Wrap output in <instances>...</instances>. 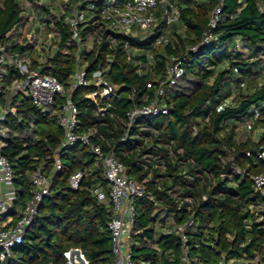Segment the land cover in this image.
Instances as JSON below:
<instances>
[{
    "label": "trees",
    "instance_id": "trees-1",
    "mask_svg": "<svg viewBox=\"0 0 264 264\" xmlns=\"http://www.w3.org/2000/svg\"><path fill=\"white\" fill-rule=\"evenodd\" d=\"M28 1L51 15L48 6ZM91 1L99 6L102 2L80 0V7ZM176 3L181 15L171 26L172 33L167 34L168 28L160 22L149 31L114 34V45L109 40L91 43L87 34L100 24L97 18L83 25L80 50L65 21L64 13L71 5H58L59 16L52 13L53 20L45 21L44 30L54 33V42L52 47H42L46 57L41 61L32 24L25 19L20 0H0V40L13 51L27 52L33 68L45 66L44 73L66 86L82 64L90 74L106 69L107 78L118 87L102 102L104 106L111 104L104 115H98V106L85 98L94 91L92 85L78 89L73 100L79 111V130L103 134L126 165L128 175L146 188L145 195L133 199L135 264H183L185 246L180 234H165L163 229L168 223L182 225L191 217L197 223L187 232L192 264H264V194L256 190L251 178L264 174V157H259L264 145V0ZM219 5L222 12L213 29L214 40L210 45L201 44L211 14ZM19 24L23 30L15 33ZM163 34L169 41L156 46V39ZM197 45L195 52L189 49ZM128 53L134 54L133 60L128 59ZM173 56L185 57L186 72L166 90L163 102L169 113L142 118L127 141L121 142L128 112L154 97L146 88L147 80L163 79ZM19 79L11 68L4 85ZM63 100L59 96L53 105L39 108L29 97L0 96V107L17 108L3 122L6 136L2 147L15 173L18 199L14 211L19 213L30 199L34 172L52 175L50 195L41 203L24 241L14 248L13 259L5 264H66L64 252L70 247H80L90 264H114L108 228L111 211L91 193L98 183L108 186L102 169L86 148L77 144L61 153L62 169L55 171V156L64 137L59 124ZM255 113L254 126L262 131L255 138L240 139L239 127ZM172 141L175 151L183 149L176 159L169 156L167 148ZM148 154L164 160V172L154 167L157 159L144 158ZM190 158L194 162H189ZM230 158L233 170L223 175ZM181 161L186 162L185 169ZM237 167L245 173L236 174ZM78 170H84L86 177L74 190L69 178ZM200 174L207 181L205 185ZM203 194L208 195L206 200ZM187 197L193 198L192 204L182 201Z\"/></svg>",
    "mask_w": 264,
    "mask_h": 264
},
{
    "label": "built area",
    "instance_id": "built-area-1",
    "mask_svg": "<svg viewBox=\"0 0 264 264\" xmlns=\"http://www.w3.org/2000/svg\"><path fill=\"white\" fill-rule=\"evenodd\" d=\"M61 2L62 6L71 5L70 9L64 13L65 21L69 23L72 39L76 42L79 50L82 48L81 30L88 21H96L98 18L100 22L94 30L87 34L92 41L101 43L109 40L114 45L116 43L114 34L129 35L137 30L149 31L159 25L160 22L169 28L179 22L181 15L176 0H102L100 6L99 3L91 1L82 8L80 7V0L78 2L61 0ZM221 12L220 5L213 10L209 27L203 34L201 44H212L215 37L213 29L217 26ZM50 40L49 47H52L54 42V33L52 32ZM168 41L169 38L163 34L156 39L155 45H163ZM40 44L42 45V42ZM189 49L195 52L198 45L191 46ZM133 56L134 54L128 53V59L133 60ZM77 57L81 61L79 54ZM40 60L44 59L40 58ZM184 61L185 57L183 56H173L165 69L163 79L147 80L146 88L153 91L154 97L146 104L135 105L128 112L125 133L121 142L127 141L133 128L140 126L142 118L169 113L163 98L167 88L175 86L185 75ZM138 65L140 66L139 73L142 74V65L140 63ZM40 67L44 66L38 68ZM11 68L18 72L20 79L9 85H4V79L8 76ZM38 68L32 67L27 52L13 51L0 40V96L8 93L29 97L33 104L39 108H48L54 104L59 96L64 99L59 116V124L64 131V137L55 156V171L62 169L61 153L77 144L84 146L88 153L101 164L102 174L108 183V188L103 184H96L91 188V193L99 202L104 203L109 200L111 203V219L108 222V228L111 232L114 264H135L132 257L133 225L136 216L133 199L145 195L146 188L128 175L126 165L119 159L116 149L111 147V143L103 134L97 133L93 129L79 130V111L73 100V95L78 89L92 85L94 91L87 94L85 98L98 106V115H104L111 104L108 103L107 106H104L102 102L110 99L118 87L107 78V70L103 68L90 74L86 66L79 64L73 80L68 86L55 76L44 73V70L39 73ZM132 96H136V90L132 91ZM16 112L17 108L14 106L0 107V264H5L13 259L14 248L24 241L29 227L38 214L41 203L51 193L52 184V175H46L39 170L34 172L30 199L20 207L18 216H15L14 210H17L16 201L18 199L14 187L15 173L13 164L3 153L2 147L5 145L3 137L6 136V128L3 127V122L6 121L10 113L15 114ZM112 116L114 117V114ZM257 117L258 113H255V116L247 122L250 129L255 124ZM142 129H150L153 133H157L154 128L148 126H142ZM146 140L151 141L150 138H146ZM173 145L174 142L172 141L171 144L167 145V148L169 156L176 159L177 155L183 154V149L180 148L175 151ZM259 157H264V145L261 146ZM144 158L148 161L151 158L157 159L158 163L154 167L160 168L161 172H164L165 162L160 156L148 154ZM188 161L194 162V159L190 158ZM181 163L182 168L185 169L186 162L181 161ZM234 172L243 175L245 170L237 167ZM199 176L202 178V185H205L207 181L203 175L200 174ZM85 177L86 172L84 170L76 171L69 178L70 186L74 190L79 189ZM206 178L210 179L211 176L208 174ZM251 178L256 190L264 194V174H256ZM202 197L206 200L208 195L203 194ZM182 201L192 204L193 198L187 197ZM196 224L194 217H191L182 225L171 226L168 223L163 229L165 234H170L173 231L180 234L185 246L182 253L183 264H192L187 246V232ZM64 257L66 264H90L80 247H70L64 252Z\"/></svg>",
    "mask_w": 264,
    "mask_h": 264
},
{
    "label": "rangeland",
    "instance_id": "rangeland-1",
    "mask_svg": "<svg viewBox=\"0 0 264 264\" xmlns=\"http://www.w3.org/2000/svg\"><path fill=\"white\" fill-rule=\"evenodd\" d=\"M20 2L24 8V11H26L29 15H32L33 12L35 11V13H36L35 16L37 15V18L39 19V21H41L43 23L45 22V20H53V14H55L57 16H59V14H60L58 12V7H59L58 5L61 3V0H38L40 5L42 4V5H45V6H48L49 8H51V12L53 13L51 15L46 14L45 11H41L40 7L39 8H33V4L29 3L28 0H20ZM19 30H20V27L18 25L17 31H19ZM49 30L50 29L45 30V32H44L45 35L43 34L45 37L47 36L49 38V32H50ZM171 33H172V30H171ZM239 48H241V47H239ZM228 100L230 101V100H232V98H229ZM249 131H250V133H249ZM261 131H262L261 127L255 128V130H254V128H252V129H250L249 127L246 128V126L242 124L239 127V138L240 139H243V138L246 139L249 136L255 138L257 136V134L260 133Z\"/></svg>",
    "mask_w": 264,
    "mask_h": 264
},
{
    "label": "crops",
    "instance_id": "crops-1",
    "mask_svg": "<svg viewBox=\"0 0 264 264\" xmlns=\"http://www.w3.org/2000/svg\"><path fill=\"white\" fill-rule=\"evenodd\" d=\"M60 5V7L62 6V2L59 4ZM62 8V7H61ZM60 8V9H61ZM35 11L33 12V14L32 15H29L26 11H24V16H25V19L26 20H28V22L29 23H31L32 24V27H33V29H32V31H33V33H34V35H35V38L36 39H41V41L40 42H42V45L40 44V42H39V40H37V45H36V49H38V51L39 52H41V57L40 58H43V59H45V57H46V51L44 52L43 51V48L42 47H48L49 46V43H50V34L51 33H49V38L46 36H44L45 34H44V32H45V30L44 29H46V26H45V23L46 22H41V21H39V19L37 18V15L35 16ZM52 14V13H51ZM35 16V17H34ZM46 21V20H45ZM19 27H20V30L19 31H17V26L15 27V29H14V32L15 33H19V32H22V30H23V26L21 25V24H19ZM171 30H172V27H169L168 28V30L166 31V33L168 34V33H171ZM44 34V35H43ZM91 43H92V40H91ZM90 43V44H91ZM239 46H240V44H239ZM247 122L248 121H244V125L246 126V128H248V126H247ZM255 125V124H254ZM252 126V128H254V130H255V126ZM95 165L97 166V167H100L101 169H102V166H101V164L100 163H98L96 160H95ZM102 176H103V174H102ZM98 184H100V183H98ZM106 188H108V186L106 187ZM101 203V202H100ZM103 204H105L109 209H110V211H111V203H110V201L109 200H107L106 202H104ZM15 213V216H18V213L15 211L14 212ZM15 264H21V263H15Z\"/></svg>",
    "mask_w": 264,
    "mask_h": 264
},
{
    "label": "water",
    "instance_id": "water-1",
    "mask_svg": "<svg viewBox=\"0 0 264 264\" xmlns=\"http://www.w3.org/2000/svg\"><path fill=\"white\" fill-rule=\"evenodd\" d=\"M45 69V66L44 67H40L38 68V72L39 73H42L43 70ZM233 158H230L229 161L226 163V165L224 166L223 170H222V174L223 175H229L232 170H233Z\"/></svg>",
    "mask_w": 264,
    "mask_h": 264
}]
</instances>
